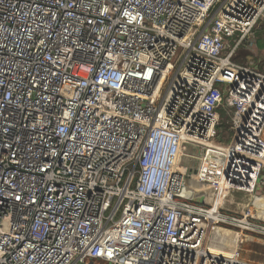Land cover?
I'll list each match as a JSON object with an SVG mask.
<instances>
[{"label": "built area", "instance_id": "obj_1", "mask_svg": "<svg viewBox=\"0 0 264 264\" xmlns=\"http://www.w3.org/2000/svg\"><path fill=\"white\" fill-rule=\"evenodd\" d=\"M262 19L264 0H0V264H261L209 243L264 239V73L234 59Z\"/></svg>", "mask_w": 264, "mask_h": 264}, {"label": "rangeland", "instance_id": "obj_2", "mask_svg": "<svg viewBox=\"0 0 264 264\" xmlns=\"http://www.w3.org/2000/svg\"><path fill=\"white\" fill-rule=\"evenodd\" d=\"M255 31V32H254ZM253 31L251 44L249 47L243 48L237 55L235 61L241 64H249L264 73V20H262ZM232 136L231 120L228 114L221 110V127L220 136L217 139L222 143H228ZM190 152L199 155L200 149L190 148ZM185 162H189L187 158H184ZM198 160L194 159L191 164L197 168ZM199 187H203L199 185ZM204 190V189H203ZM259 192L264 194V172L262 173L259 181ZM241 197V196H239ZM231 210H235L233 207ZM227 230V231H226ZM225 231V232H224ZM217 235V236H216ZM210 247H214V251H220L221 248L224 251L231 252L233 250H239L242 256L248 260H252L261 264H264V239L260 238H245L244 242H241L236 232L230 228H220L212 237L209 243ZM220 247V248H219Z\"/></svg>", "mask_w": 264, "mask_h": 264}, {"label": "bare ground", "instance_id": "obj_3", "mask_svg": "<svg viewBox=\"0 0 264 264\" xmlns=\"http://www.w3.org/2000/svg\"><path fill=\"white\" fill-rule=\"evenodd\" d=\"M263 209H264V202H263ZM227 231V230H226ZM225 232V231H224ZM217 236V235H216ZM211 248V250L213 251V252H217L218 254H226L227 253V251H224L222 248H221V250L220 251H214L213 250V248L214 247H210ZM220 248V247H219Z\"/></svg>", "mask_w": 264, "mask_h": 264}, {"label": "trees", "instance_id": "obj_4", "mask_svg": "<svg viewBox=\"0 0 264 264\" xmlns=\"http://www.w3.org/2000/svg\"><path fill=\"white\" fill-rule=\"evenodd\" d=\"M262 20H264V19H262ZM262 20H261V21H262ZM261 21H260V22H261ZM260 22H259V23H260ZM256 27H257V26H256ZM254 32H255V31H254ZM243 48H244V47H243ZM242 50H244V49H242ZM242 50H241V51H242ZM236 57H237V56H236ZM236 57H235V58H236Z\"/></svg>", "mask_w": 264, "mask_h": 264}, {"label": "crops", "instance_id": "obj_5", "mask_svg": "<svg viewBox=\"0 0 264 264\" xmlns=\"http://www.w3.org/2000/svg\"><path fill=\"white\" fill-rule=\"evenodd\" d=\"M199 188H201V187H199ZM200 190H203V189H200ZM261 193V192H260ZM263 194V193H262ZM264 202V201H263Z\"/></svg>", "mask_w": 264, "mask_h": 264}]
</instances>
